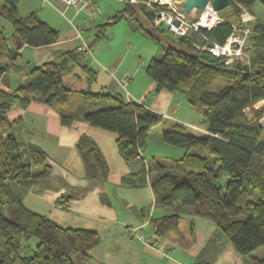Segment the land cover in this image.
Masks as SVG:
<instances>
[{
	"label": "trees",
	"instance_id": "16d2710c",
	"mask_svg": "<svg viewBox=\"0 0 264 264\" xmlns=\"http://www.w3.org/2000/svg\"><path fill=\"white\" fill-rule=\"evenodd\" d=\"M123 1L125 5L112 16L113 22L125 17L145 34L156 36L157 27H145L140 18L149 21L151 10L139 0ZM255 1L229 0L218 11L222 21L202 30L203 34L223 43L238 21L240 7L253 14L250 7ZM0 15L14 31L10 47V39L0 30L1 79L23 45L55 43L59 32L34 12L19 16L17 0H0ZM107 24L97 25L95 38L106 36ZM171 40L162 57H153L144 71L154 81L155 91L165 89L185 95L190 106L199 109L205 124V132L200 135L178 122L162 127L163 142L186 148L182 157L171 161L155 156L146 160L142 154L151 128L163 123L160 114L120 95L65 86L63 72L82 57L74 49L27 69L26 80L14 90H0V264H75L74 259L83 264L91 258L88 251L99 240L94 229L62 226L23 204L32 184L47 180L50 174L45 152L36 144L19 141L11 131L17 122L8 117L12 105L24 108L32 100L53 108L62 124L80 115L89 125L114 132L119 154L126 162L138 164L135 171L122 176L121 185L139 188L149 183L155 207L191 208L222 231L238 253L248 256L247 264H264V257L249 255L264 246V126L259 122L261 111L253 107L264 101V23L255 17L252 24L248 69L238 68L236 63L229 69L223 59L196 49L194 44L204 43L196 34ZM82 68L90 84L95 72L86 65ZM236 75L233 84L210 89L217 77ZM246 109L251 110V117ZM75 146L84 177L106 181L109 168L96 143L81 136ZM60 202L65 205L66 201ZM179 221L177 212L149 217L157 238L178 233ZM33 237L37 239L34 246L30 243Z\"/></svg>",
	"mask_w": 264,
	"mask_h": 264
},
{
	"label": "crops",
	"instance_id": "0c3cea01",
	"mask_svg": "<svg viewBox=\"0 0 264 264\" xmlns=\"http://www.w3.org/2000/svg\"><path fill=\"white\" fill-rule=\"evenodd\" d=\"M94 1L95 0H90L92 4ZM75 8L76 10H74V13L76 14L80 9L78 10L77 7ZM110 12L111 11L107 12L105 15L111 17L115 15L118 10L112 15H110ZM252 15L255 16L254 14ZM43 21L46 22L45 20ZM149 21H151L150 18ZM74 33L73 31L67 42L59 36L55 43L49 45L39 47L23 45L13 65L9 67L6 74L0 79V90H14L20 83L26 80L27 69L46 61L56 59L60 52L74 49ZM4 35L10 39L8 42L9 46L13 47V33L10 36L6 33H4ZM88 39L92 42L91 58L94 61V66L99 68V62L94 58V50L98 53V47L100 45L96 46V44H93L91 38ZM101 44L105 47L110 46L109 41H104ZM28 50L31 52V56L28 57L26 61H23L20 59L21 53ZM85 57L90 58V56H78L77 60L74 62L77 63L84 73L85 71L82 68L83 65H86V67L95 72L94 66L88 65L90 62H86ZM99 60L109 67V69H104L103 66H100L105 71V74H107L106 76L111 78V80L101 81L97 74L95 84L98 85L88 84L82 81L84 79H80L81 82H79V87L81 88L79 89L84 90L89 88L93 92L120 95L124 100L139 102L146 108L160 114L163 122L166 119H171L172 113L175 114L177 112V107L175 105L172 106V101L175 99L174 92L165 89L155 91V83L152 79L148 81L143 77L144 88L142 91L145 92L141 96V91L137 96L128 89V86H131L130 83L129 85L127 83L124 84L121 80L116 78V73L120 71L119 75H124L122 76L123 80L127 79L130 81L133 77H137L141 82L139 78L141 76L135 63L130 64L134 66L132 70L122 71L120 70L121 62L118 60H111L108 62L103 61L101 58H99ZM130 68L131 66L128 67V69ZM102 69H99V73L103 72ZM128 73H134V75L127 78ZM118 86L125 89L127 88L125 94L123 91L119 93ZM74 90L76 89L74 88ZM147 98L149 100L148 102L145 101ZM137 99L140 100L138 101ZM261 102H263V100L256 103ZM255 104L253 107H256ZM8 117L12 121L17 120L11 127L14 136L19 141L33 143L41 148L46 154V163L50 166L48 179L34 182L23 197V204L28 209L46 215L62 226L96 230L99 235V240L88 252H93L92 254H94L102 264H142L141 259L143 255L146 254V251L159 253L160 260L163 259V256H166L168 259L172 257L170 250L167 248L169 244L168 237L157 238L154 236L151 237V240H145L142 232L139 234L137 233L145 224V219L143 217L146 214V208L142 207V214L140 215L134 204L128 203L126 199L120 196V192H122L120 188L122 189L125 187L120 183L121 178L132 172L127 165L134 166L135 163L126 162L119 154L115 142L116 134L114 132L91 126L83 121L80 115L72 119L68 124H62L59 114L53 108L37 100L30 101L24 108L14 103L8 112ZM182 124L185 125L187 122H183ZM156 126H158V124ZM156 126L152 127L149 133ZM201 128H205V124ZM81 136H87L92 139L100 149L109 168L106 181L99 182L84 177L82 160L75 146ZM145 151L146 147L142 150L143 155ZM133 171H135L134 168ZM110 185V188L114 186V196L123 203L124 214L121 210H118L115 201L111 202V200L102 197L105 191H109L108 186ZM118 193H120V195ZM60 199L66 201L65 205L61 204ZM129 208L132 214L126 212ZM147 219L149 220V218ZM140 234H142L143 239H139L138 236ZM149 243L151 246L148 245ZM157 245H159V247H157ZM135 246L137 250L133 249ZM163 251H165L164 255ZM137 252L141 255L139 257L136 256L138 262L129 260V255H134ZM170 260L175 264H180L174 259Z\"/></svg>",
	"mask_w": 264,
	"mask_h": 264
},
{
	"label": "rangeland",
	"instance_id": "374dc122",
	"mask_svg": "<svg viewBox=\"0 0 264 264\" xmlns=\"http://www.w3.org/2000/svg\"><path fill=\"white\" fill-rule=\"evenodd\" d=\"M137 1L138 0H134L132 2ZM139 1L143 3L144 0ZM92 5L98 8L100 12H94L90 14L88 13L87 8H81V11L79 10L78 13L75 14V7H66L59 0H17V12L19 16H27L31 12L36 13L40 20H45L49 25L56 28L59 31V36L62 37V39L66 40V42L71 37L74 28L78 27L80 29L81 35L84 38H87V40H89L88 38H91V40H93V44H96V46L100 45L98 47V53L96 52V50H94V58L99 62V68L94 66V61L91 56L90 58L85 57V61L90 62L88 65L92 67L94 66L93 68L95 69V76L97 78L98 74L101 81L111 80V78L107 77V74H105V71L101 68L103 66L104 69H109V67L102 63L99 58H101L105 62L111 60L120 61V70L122 71L132 70L134 66L130 64L135 63V65L137 66V70H139L138 72L141 76L139 77L141 82L137 77H133V79L130 81H128L127 79L123 80L122 76L124 75L120 76V71L117 72L115 76L124 84L127 83L129 85L130 83L131 86H128V89H130L136 95L139 94L144 88L143 77L148 81H150L151 79L145 73L143 67L146 66V64L153 57L160 59L164 54V50L167 47L168 43L172 41L166 25L155 24L152 23V21H148L143 17H140L145 27L149 29H151L152 25L155 26V28L157 27V31H154L157 37H150L143 31H141L138 25H134L133 21L128 18L123 17L116 22H113L112 16L107 17L105 15L109 11H111L110 15H112L115 13V11L122 10L125 5L123 0H95ZM250 10L257 18H259L264 23V5L259 0L255 1L251 5ZM224 11L227 12V9ZM224 11L222 13H224ZM196 14L197 10H194L193 12L188 14V17L193 18ZM102 23H108L105 30L106 36L95 38L98 27L97 25ZM0 30H2L8 36L13 33L12 25L1 15ZM104 41H109L110 46L105 47L104 45H102L101 43H103ZM173 43L175 44L176 42L173 41ZM21 54L22 55L20 59H22L23 61H26V59L31 56V52L29 50ZM249 57L250 51H248L247 54L244 51L241 60L244 61L243 63L248 65ZM71 64L72 65H70L69 70L63 72V82L68 88H71L73 90L74 88L76 90H82L79 89L81 88L79 87V82H81L80 79H84L82 81L87 82V74L81 70L76 62ZM225 65L230 69L232 63H226ZM129 66H131L130 69H128ZM99 69H102L103 72L99 73ZM131 75L133 76L134 73H128L127 78H129ZM237 78L238 75L234 77L219 76L213 81L210 89L213 91L219 90L225 85L233 84L237 80ZM95 80L91 81L90 84H93L95 86L98 85L95 84ZM118 90L119 93L123 91V93L125 94L127 88L125 89L121 86H118ZM134 90L136 93L134 92ZM144 92H141V96L144 94ZM173 92L175 94V99H173L172 101V106L175 105L177 107V112L175 114L172 113L171 119H166L163 123H159L158 126L153 128V130L148 134L146 151L144 152L146 160L150 159L152 156H155L162 161H171V159H177L184 155L186 148L181 146H174L161 140L160 133L163 126H169L174 122H178L181 124L183 122H187V124L199 125L200 127L204 126L199 109L192 108L185 95H183L182 93L177 91ZM137 100L139 101L140 99ZM145 101L148 102V98ZM255 106L256 107H254V109H259L261 111L262 115L259 119V122L264 126V101L261 103H256ZM250 109L246 110V113L249 117L252 116V112ZM188 131L196 135L201 134V132L192 130L190 128H188ZM127 167L131 171H133V168L134 170L138 168V164L135 163L134 166L127 165ZM108 187L109 191H105L102 194V197H105L107 200H111V202L115 201L118 210H121L124 214L123 203L120 202L121 200L117 199L113 194L115 192V189L113 188L114 186L112 188H110L111 185ZM120 191H122L120 192L121 195L120 193L118 194L122 196V198L126 199L128 203L134 204L140 215L142 207L146 208V215L143 217L145 219V224L137 232L138 234L142 232L145 240H151V237H154L151 224L147 218L151 216L156 218L161 215L170 214L173 212H177L180 215L178 230L179 232L170 234L168 236L169 244L167 248L170 250V254L172 256L170 257V259H174L180 264H247L248 256L238 253V251L234 248L233 244L229 241L225 234L220 231L209 219L196 215L194 212H192L191 208L188 207L179 208L178 210L170 207H155L153 205V193L151 191L149 183L139 188L123 187L122 189L120 188ZM126 212L132 214L130 208L126 210ZM36 242L37 239L35 237L31 238L30 243L32 244V246H34ZM148 245L151 246L150 243ZM157 247H159V245H157ZM133 249L137 250L136 246L133 247ZM138 252L134 255H129V260L138 262L137 257L141 256ZM164 252L165 251H163V255L165 254ZM92 253L93 252L89 253L91 255V258H89L83 264H102V262ZM159 255V253L154 251H146V254H144L141 259V263L175 264L172 260L166 258V256H163V259L160 260ZM249 255L258 258L264 257V246L256 248L255 250L251 251ZM74 263L79 264L75 259Z\"/></svg>",
	"mask_w": 264,
	"mask_h": 264
},
{
	"label": "built area",
	"instance_id": "2783aa9c",
	"mask_svg": "<svg viewBox=\"0 0 264 264\" xmlns=\"http://www.w3.org/2000/svg\"><path fill=\"white\" fill-rule=\"evenodd\" d=\"M131 2L134 0H130ZM64 6H73L77 9L87 8L88 13H99L100 10L92 5L90 0H60ZM143 3L151 10L152 23L166 25L170 37L177 39L190 34H196L203 44H194L196 49L205 50L215 57L223 59L224 63L233 64L242 61V55L249 50V38L252 33V24L255 17L245 8L240 7L238 21L232 25L231 33L223 43L214 42L208 39L202 30H209L222 21L218 11H215L209 3L203 11H198L193 18L180 11L181 0H144ZM77 10V11H78ZM74 50L81 56H91L92 42L84 38L78 27L74 28ZM186 127L199 132H205V128L199 125L185 124ZM139 239H143L140 234Z\"/></svg>",
	"mask_w": 264,
	"mask_h": 264
},
{
	"label": "water",
	"instance_id": "95a60500",
	"mask_svg": "<svg viewBox=\"0 0 264 264\" xmlns=\"http://www.w3.org/2000/svg\"><path fill=\"white\" fill-rule=\"evenodd\" d=\"M259 1L264 5V0ZM208 3L215 11H219L228 5L229 0H181L180 11L184 14L191 12L193 9L203 11ZM149 15L151 18L153 17L151 12L149 13ZM236 67L248 69L247 64H241L240 62L236 63Z\"/></svg>",
	"mask_w": 264,
	"mask_h": 264
}]
</instances>
